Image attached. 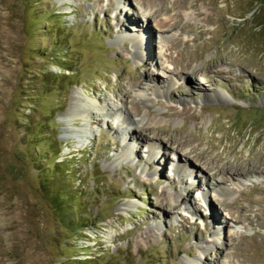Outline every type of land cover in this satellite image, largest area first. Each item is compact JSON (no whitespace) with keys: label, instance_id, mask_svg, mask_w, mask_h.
<instances>
[{"label":"rangeland","instance_id":"obj_1","mask_svg":"<svg viewBox=\"0 0 264 264\" xmlns=\"http://www.w3.org/2000/svg\"><path fill=\"white\" fill-rule=\"evenodd\" d=\"M166 4L0 0V264H264L256 224L264 223V0ZM153 9L156 18L178 16L172 32L161 36L145 19ZM144 26L150 45L139 41ZM179 49L193 57L188 72L213 62L231 72L189 82L172 62ZM60 61L73 69L65 80L54 76ZM35 145L47 151L46 166ZM52 145L61 147L56 161L67 159L61 169L72 168L70 182L82 181L81 213L92 218L83 230L61 224L41 194V183L52 184ZM200 151L205 169L219 158L245 175L225 180L221 193L205 183L215 170L196 164ZM242 194L244 208L254 201L250 219L235 222L221 203Z\"/></svg>","mask_w":264,"mask_h":264},{"label":"bare ground","instance_id":"obj_2","mask_svg":"<svg viewBox=\"0 0 264 264\" xmlns=\"http://www.w3.org/2000/svg\"><path fill=\"white\" fill-rule=\"evenodd\" d=\"M145 1L149 2V3H154V2L159 1V0H145ZM162 1H164V10H169V7L166 4V0H162ZM156 11L157 10H154V9L153 10H149L147 13L144 14L145 19H148L149 16H152L154 18V21L156 22L155 26L157 27L158 32L161 34V36H163V34H167V33L172 32L174 30V27H176L178 25V16L175 15V17L171 18V15H167L164 18H156V14H155ZM134 26L137 27L135 29V31H138V25H134ZM144 31L142 30L141 33L142 34L144 33L145 36H143V37L141 36V38H140L141 40H139V41L140 42L144 41V43H145V41H147L149 43V45H150V43H152V38H153L152 37V33H151V31L149 30L148 27H145ZM136 37H138V36H136ZM146 37H148V40H146ZM171 42L173 44H176V42H179V40L176 38V39L172 40ZM149 54H150L151 57L154 56L153 52H151V53L149 52ZM177 54L178 55H176L175 57L172 58V62L175 63V64L179 63V64L182 65L181 66L182 67L181 70L185 71V73L187 72L186 77H187L189 82H193V83H196V84L197 83L201 84V82H202L201 79L202 78L208 79V77H209L208 72H210V73H212V74H214L216 76H222V77H224L226 75L225 73H230L231 72V70L224 71L223 69H221V67H219L220 63L217 64V63H214V62L207 64V67H206L207 69H206L205 73H200L197 70H193V71L188 72L187 69L189 68V63L192 61L193 57H191V55L190 56H185V54L183 53V51L181 49L178 50ZM183 54H184V57H183ZM186 55H188V54H186ZM152 60L156 61L154 58H152ZM153 61H151V62H153ZM163 69H167V68L164 67ZM239 77L242 78V75L239 76ZM136 79L134 80V85L140 86L142 84V82L139 81V80H136ZM146 79H148L147 81H151L150 78H146ZM154 87L157 88L158 85L155 84ZM164 91H165L164 92L165 95L167 94L170 97L174 96L172 94V92L170 91V89L168 88V86H166ZM190 91H192V93L194 92L193 89H191ZM121 92H122V90H121ZM130 93H131V90L129 91V93L125 92L124 94L128 95V96H131ZM219 96H220V94H219ZM131 103H132V101H131ZM133 104L135 105V110H134L135 114H133V115H137L138 111H139V108H138L136 103H133ZM113 106H114V104H112L109 107V110L110 109L111 110L114 109L115 107H113ZM125 109H126V107H125ZM167 109L171 110V109H173V107L169 106ZM187 109L188 108L186 106H183V111H187ZM109 110L108 109H104L103 107H101V110H100L101 112L100 113H101V115H105L106 113H108ZM147 113L149 114L150 110L147 109ZM137 123H140V121L138 120ZM131 130H133V134H135L134 128H131ZM135 136H136V134H135ZM176 147L179 149L178 145ZM183 155L185 157H188L189 152H184ZM202 155H204V152H202V151H200L199 153H196L194 155V161L197 162L196 164H198L199 167L201 166L199 161L203 158ZM217 159H219V158H215L213 160L205 162V163H207L206 169L201 166V168H204L205 170H207L208 168H211V169L215 170L214 172H208L207 174H205V177H204L205 178V183L213 184V187L220 188L221 193L227 194L228 193L227 189L223 185L225 180H227V179L235 180L238 177L244 176L245 172L242 171V170H238V169L229 170L228 167H226V166H222V165L219 166L218 163H217ZM197 169H198V167H197ZM198 170H200V168ZM200 179L201 178H199V180ZM197 180H198V178H197ZM157 199H159V201H161L159 204L157 203L158 206H161V210L163 211V213H165L166 210L168 209L169 205H170L169 202H168V198L164 196L161 199L159 197ZM243 200H244V195L242 194L236 200H234L233 202H231L229 204L228 203H221V206H222L223 210L226 212V216L231 218L235 222H237L239 219L241 220L242 218H243V220H245V219L249 220L250 219L249 218V212L251 211V209H250L249 206L254 201H249L248 202L249 206L247 208H244L243 205H242V201ZM256 201L259 202V200H256ZM210 204L208 205L209 206L208 208L211 207ZM234 207L238 208L237 212L234 211ZM213 217L214 218L216 217V212H215V216L213 215ZM226 224L227 223H225V225ZM247 224L249 226L251 225L250 222H248ZM256 224L258 226H264V223H263V221L261 219L257 220ZM224 237H226V236H224ZM227 237L229 238V240H232L231 235H228ZM253 247H254V244H251L248 248L252 249ZM217 251L218 252L216 253V255H217L216 257H218L220 254L222 255V251L221 250H217ZM220 251H221V253H220ZM248 262L249 261H244V260L240 261L239 260V264H247Z\"/></svg>","mask_w":264,"mask_h":264},{"label":"trees","instance_id":"obj_3","mask_svg":"<svg viewBox=\"0 0 264 264\" xmlns=\"http://www.w3.org/2000/svg\"><path fill=\"white\" fill-rule=\"evenodd\" d=\"M53 16H57L56 14H52ZM63 60H66L65 56L60 57ZM57 65L60 68V74H54V76L58 77V79H64L68 77V74H65V70L73 71L72 66L65 65L64 62H59ZM45 75L50 74L48 71H42ZM72 84V83H71ZM70 84V85H71ZM53 149H50L52 155L50 169L53 173L51 175L52 184L44 185L43 183L40 184V191L45 200L51 205L55 214L58 215V220L61 224L65 225L67 229L83 230L84 226L89 225L88 223L92 220V218H88L85 214L81 213L83 210V203H80L84 195V188H81L82 181L79 179L78 186H74L70 182L71 180V169L72 168H65L61 169L62 165L65 163V160L56 161V159L61 155L60 146L52 145ZM36 151H34V155L38 161H45L44 166L48 163L46 162L47 158V151H42L38 148V145H35ZM49 168V167H48ZM47 168V169H48ZM42 169V166L39 167V170ZM92 177L96 182V185L100 184V189H104L105 186L103 182V176L100 174L97 166H94L92 171L90 172ZM90 174V175H91ZM55 179V180H54ZM56 183V184H55ZM43 184V185H42ZM97 188V187H96ZM95 221V220H94ZM82 227V228H80ZM97 257L94 258H85V259H74L72 262H77L79 264H96Z\"/></svg>","mask_w":264,"mask_h":264}]
</instances>
